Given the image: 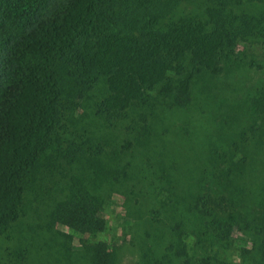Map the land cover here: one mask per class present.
Listing matches in <instances>:
<instances>
[{
  "label": "trees",
  "instance_id": "obj_1",
  "mask_svg": "<svg viewBox=\"0 0 264 264\" xmlns=\"http://www.w3.org/2000/svg\"><path fill=\"white\" fill-rule=\"evenodd\" d=\"M186 3L201 14L173 18ZM263 4L0 0V236L24 214L27 197L53 177L63 185L45 229L103 230V190L128 179L126 156L149 150L166 112L186 108L199 80L250 64L238 46L264 47ZM87 110L100 127L125 134L121 147L106 150L108 140L83 124ZM240 137L229 151L210 150L208 173L219 194L210 189L193 196L190 210L201 214L202 236L221 248L246 231L251 245L245 252L264 264V222L239 212L250 209L258 190L248 182L247 148H264V116ZM260 191L263 204V185ZM208 204L227 205L232 213L224 221ZM105 247L87 246L91 264H108ZM28 254L23 247L6 251L0 264H30Z\"/></svg>",
  "mask_w": 264,
  "mask_h": 264
},
{
  "label": "rangeland",
  "instance_id": "obj_2",
  "mask_svg": "<svg viewBox=\"0 0 264 264\" xmlns=\"http://www.w3.org/2000/svg\"><path fill=\"white\" fill-rule=\"evenodd\" d=\"M199 11L197 5L186 3L173 18ZM236 53L245 54L250 64L199 80L186 108L166 112L149 150L133 149L126 156L131 161L128 179L103 190V230L56 228L49 233L45 222L63 184L59 177L46 179L37 194L27 197L24 214L0 236V260L6 251L23 247L29 251L30 264H91L87 246L104 243L102 255L108 264H254L252 251L245 252L251 245L246 231L236 233L231 247L221 248L202 236L201 214L190 210L196 203L193 196L201 197L210 189L213 196L219 194L208 173L210 150L229 151L241 143V131L258 125L264 116V47L238 46ZM81 118L84 126L108 140L110 153L124 143L123 132L100 127L89 110ZM247 149L253 163L248 182L258 190L250 209L239 212L247 220L264 222V200L259 204L264 148L252 143ZM207 207L222 220L232 213L227 205L222 210Z\"/></svg>",
  "mask_w": 264,
  "mask_h": 264
}]
</instances>
